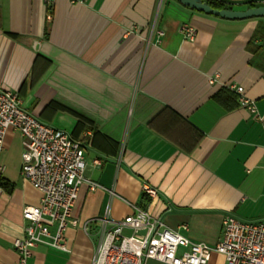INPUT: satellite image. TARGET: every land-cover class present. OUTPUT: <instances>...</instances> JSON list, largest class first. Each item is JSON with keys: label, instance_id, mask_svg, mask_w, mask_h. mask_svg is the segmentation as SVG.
Instances as JSON below:
<instances>
[{"label": "crops", "instance_id": "crops-1", "mask_svg": "<svg viewBox=\"0 0 264 264\" xmlns=\"http://www.w3.org/2000/svg\"><path fill=\"white\" fill-rule=\"evenodd\" d=\"M226 1L235 9L264 4ZM183 24L195 29L193 38ZM38 55L51 64L33 82ZM233 85L255 110L241 105ZM0 86L85 143L78 224L65 231L69 250L39 244L29 264H91L97 234L84 223L108 204L111 220L135 203L209 244L219 241L227 215L264 219L263 16L217 17L178 0H0ZM234 94L237 105L227 108ZM187 132L198 138L190 150L167 137L185 140ZM0 162V264H16L14 240L27 224L22 209L41 199L22 175L18 130L7 131ZM144 184L158 192L149 202ZM209 264L228 263L213 252Z\"/></svg>", "mask_w": 264, "mask_h": 264}, {"label": "built area", "instance_id": "built-area-1", "mask_svg": "<svg viewBox=\"0 0 264 264\" xmlns=\"http://www.w3.org/2000/svg\"><path fill=\"white\" fill-rule=\"evenodd\" d=\"M182 29L187 38L195 36L191 25L183 24ZM232 87L239 93L241 105L255 110L243 87ZM10 128L18 130L22 137V175L41 192L38 204L23 207L25 235L14 240L20 255L16 264H29L39 244L69 250L65 231L78 224L73 207L86 180L85 143L69 131L41 120L24 105L18 92L0 86V153ZM4 171L0 162V193ZM143 191L151 199L158 193L149 184H144ZM131 205L133 212L119 220L109 218L108 204L104 215L84 223L87 231L95 230L97 234L91 264H148L150 259L166 264H209L213 252L223 254L228 264H264V219L247 221L227 215L219 241L209 244L191 240L166 225L149 208Z\"/></svg>", "mask_w": 264, "mask_h": 264}, {"label": "trees", "instance_id": "trees-1", "mask_svg": "<svg viewBox=\"0 0 264 264\" xmlns=\"http://www.w3.org/2000/svg\"><path fill=\"white\" fill-rule=\"evenodd\" d=\"M206 2H208L211 6L216 7V8H234L233 5H231L228 1L226 0H204ZM261 5L260 3H257L255 1H250L247 3L246 8L247 7H251V6H258ZM51 64V60L45 58L44 56L38 55L34 61L33 64V69H32V80L33 82L36 81L43 73V71H45ZM227 91L226 89H223L220 93H218L217 99L220 100V98H224V92ZM236 95L234 94V101L230 104H227L226 107L227 108H232L235 105H237L236 102ZM168 111H170L168 108H166L161 114L164 115V113H167ZM152 126L154 124V120L151 121L150 123ZM186 126V130L187 131H194L193 127L191 125H189L188 123H184ZM188 133V132H187ZM189 136H187V138L185 140H177L175 139L172 135H167V137L172 140L175 141L177 143H179V145H181L182 147H184L187 150H190L193 146L195 145V143H197L198 138L194 137V134H189ZM194 137V138H193ZM179 141V142H178ZM143 200L149 202L150 201V197L143 192Z\"/></svg>", "mask_w": 264, "mask_h": 264}, {"label": "water", "instance_id": "water-1", "mask_svg": "<svg viewBox=\"0 0 264 264\" xmlns=\"http://www.w3.org/2000/svg\"><path fill=\"white\" fill-rule=\"evenodd\" d=\"M182 4L189 6L192 9L211 14L217 17L230 19H243L249 17H264V4L258 6H251L247 8H216L211 6L204 0H178ZM176 209L171 205V211ZM256 221V220H251Z\"/></svg>", "mask_w": 264, "mask_h": 264}]
</instances>
